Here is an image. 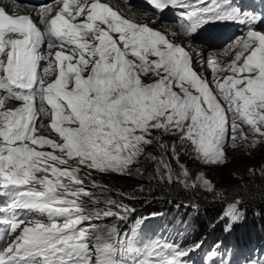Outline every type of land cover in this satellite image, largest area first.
Here are the masks:
<instances>
[{
    "label": "snow or ice",
    "instance_id": "6c2138e0",
    "mask_svg": "<svg viewBox=\"0 0 264 264\" xmlns=\"http://www.w3.org/2000/svg\"><path fill=\"white\" fill-rule=\"evenodd\" d=\"M148 2L158 11L184 9L181 18L188 27L180 24V29L186 35L209 19L233 15L218 0ZM56 3L62 7L54 15L49 5L37 10L42 29L29 15L12 16L0 8V91L6 94L0 96V195L18 190L9 205L15 214L0 236V264H123L135 229L124 233L91 222L125 220L134 209L113 199L103 209L89 208L82 197L92 205L100 201L83 186L80 168L60 165L74 160L99 173L131 175L130 166L145 155V147L159 143V160L147 158L157 162L160 181L171 183L169 149L154 130L178 138L206 165L226 164L229 147L264 143V33L250 29L231 44L225 51L234 58L226 67H215L209 57L210 82L194 71L199 54L194 58L162 31L123 17L108 3ZM41 61H47L42 72ZM9 100L19 106L7 107ZM171 154L179 164L175 145ZM179 167L178 182L196 187L187 182L185 166ZM197 180L213 191L202 174ZM241 202L229 204L221 219H237ZM28 213L47 220L22 218ZM197 247L157 243L138 264H183Z\"/></svg>",
    "mask_w": 264,
    "mask_h": 264
},
{
    "label": "trees",
    "instance_id": "16d2710c",
    "mask_svg": "<svg viewBox=\"0 0 264 264\" xmlns=\"http://www.w3.org/2000/svg\"><path fill=\"white\" fill-rule=\"evenodd\" d=\"M158 151L156 150L153 156L158 158ZM146 162L147 160L137 161L138 165H140L139 167L134 162L130 166L132 169L131 175L118 174L117 176L122 177L124 180L120 185L117 182H111L109 185L110 190L103 192V198H101L97 191L94 192L93 196L100 201L99 205H105L107 207L104 203L107 199H113L127 204L130 208L134 209L131 212L132 217H129L127 222L134 216L160 212V209L165 206L170 214V219H174L177 216L175 219H183L181 224L187 216L184 212L174 210L173 207L186 205L192 214H194L192 209L198 212L195 216L200 213L204 214L203 216L195 218L197 224H193L190 219L189 227L195 231L197 236L207 237V233H197L199 230L198 226L204 221L202 217L209 218L213 215H219L227 207L226 202L234 203L235 200L239 199L242 201L238 206L239 211L244 213L242 228L239 232L243 233L246 225L251 232L257 231L258 228L264 230V175H252L245 171L243 174L244 177H241V174L232 170V165L228 168L219 165L221 171L215 176L212 182L213 191L206 192L195 188L188 195L189 193L186 191L182 192L179 187H176L171 192L161 183L148 186L147 184L151 181L149 179V171L145 169V166H141V164H147ZM241 166L244 169H246L245 167L248 168V166L251 167V165L244 162H241ZM142 171H145L143 175L139 173ZM143 185L147 186L145 187ZM139 186L140 188L136 189ZM177 198H180L178 200L179 202ZM169 206L170 208H168ZM180 213L183 214L180 215ZM101 219L102 221L96 225L102 229L115 227L113 224H116L117 227L119 226L112 217H102Z\"/></svg>",
    "mask_w": 264,
    "mask_h": 264
},
{
    "label": "rangeland",
    "instance_id": "374dc122",
    "mask_svg": "<svg viewBox=\"0 0 264 264\" xmlns=\"http://www.w3.org/2000/svg\"><path fill=\"white\" fill-rule=\"evenodd\" d=\"M144 82L148 83L151 81L145 78ZM6 103L8 104L10 108L14 107L13 103H10L9 101H7ZM48 122H49L48 120H45V123H48ZM242 127L248 139L252 140L254 137L250 132L247 131V126H242ZM153 134L160 135V143H164L168 146L169 150L165 154V158L172 166L173 181L171 183H168L167 179H165L164 181H160L159 177L156 175L157 162H153L152 160L147 158L149 156H153L155 154V151L159 150L158 151L159 152L158 160H159L161 156V150L159 147V143H156L153 145L146 146L145 155L137 158V161L147 160L146 162L147 164H141V166H145V169L149 171V174L152 177V179H150L151 180L150 183H148L147 185L149 186L151 184L161 183L166 188H168L171 192H173L174 191L173 189H176V187H179V189L182 190V192L186 191L187 193H189L188 195H190L191 192L194 191L195 188H197L198 190L206 191V192L209 191L207 188L203 187L201 181L197 180V176L202 174L204 179H207L212 185V182L215 176H217L218 173L221 171V168L219 169V165L203 164L200 160L196 159L194 155H192L190 152H187L185 147L180 145L178 138L172 137L171 135L163 134L162 132L156 133L155 130L153 131ZM173 145L176 146L178 154H179V164H183L188 171V177L186 178L187 182L189 183V185L195 183L196 187L185 188L184 185L178 182L177 177L180 176L181 169L177 161L172 159L171 149ZM40 150L52 151L51 149H48V148H44ZM54 154H58V153H54ZM227 157H228L227 163L222 165V167L228 168L232 165V170H235L238 174H241V177H244L243 174L245 171L246 173L248 172V173H251L252 175H255V174L264 175V143H258L255 148H249V149H244V148L233 149L229 147L227 149ZM137 161L135 162V164L136 166L139 167L140 165H138ZM241 162L249 164L251 165V167L248 166V168L245 167L246 169H244V167L241 166ZM60 167L61 168L79 167L80 172L78 173V175H80L84 179L83 186L90 192L91 185L95 184L97 192L101 196V198H103V195H104L103 192H107L108 190H110L109 185L111 182H117L120 185V183L124 180L122 177L117 176L118 173H99L95 170L87 169L83 165H79L74 160H70L68 161L67 164L60 165ZM249 169H251V171H249ZM160 171L161 172L164 171L163 166L160 167ZM139 173L143 175L145 171H142ZM37 175L39 176L42 174L38 173ZM48 178L53 179V176L49 174ZM62 182L68 183L69 181L64 179ZM147 185H143V186L146 187ZM139 188L140 186L136 189H139ZM179 199L180 198H177V201ZM82 202L88 207L90 206V208L103 209L102 206L99 204L92 205L91 201L87 197H82ZM231 203L232 202H228V203L226 202L225 204L227 205V207L224 208V210L216 218L211 217L208 222V225L224 224L223 226L228 229L233 224H237L243 216V212L241 211H240L239 217L235 219L234 221L230 222L227 217H224L223 219H221V217L224 216V213L228 210L229 204ZM187 208L188 206L186 205H183L182 207H179V206L173 207L174 210L182 211V212H185ZM161 209H160V212H156L154 214L168 211V209H166L165 206ZM181 214L183 213H180V215ZM24 216H26L29 219H38L42 222L47 220L46 216H42L36 213L22 214V218H24ZM202 219L208 220V218H206L205 216L202 217ZM100 221H102V219H100L99 222ZM116 222H118L119 226L117 227L116 224H113V226L119 229L121 225H124L125 220L119 221L116 219ZM173 223L177 224L176 222H173ZM129 226H130V230L128 231V233H131V230L135 229L133 240H132V245H131L132 251L129 254H135V252H140V251L146 252L148 250H151V247H153L157 243L163 244L164 242L163 234L164 232H166V229L158 223H151V222H147L144 219L142 220L140 218H134V220L130 222ZM121 232L127 233L126 230H124L123 228L121 229ZM180 241H181V235H178L177 242H180ZM194 245H197V244L195 243L191 245V247ZM201 248L202 247L199 246L195 248L194 251L200 255L202 254ZM138 261H141V259H138L137 262ZM123 264H130V263L125 261L123 262Z\"/></svg>",
    "mask_w": 264,
    "mask_h": 264
},
{
    "label": "bare ground",
    "instance_id": "6f19581e",
    "mask_svg": "<svg viewBox=\"0 0 264 264\" xmlns=\"http://www.w3.org/2000/svg\"><path fill=\"white\" fill-rule=\"evenodd\" d=\"M6 106L9 107L7 103H6ZM175 218L174 219H170L169 218L171 220L170 222H172V223L173 222H176L177 223V226L180 228V230L185 229V228H189L190 232L193 233L192 241L203 240L205 242V239L210 235L209 233H207V237L197 236L196 233H195V231L192 228L189 227L190 219L188 217L184 218V222L182 224H181V221L183 219H179V218L178 219H175ZM242 223H243V221H239L237 223V226L239 228L238 231H240V229L242 228L241 227ZM246 243H247V240L244 241V244L243 243H239V242H230L228 244L224 243V244L219 245L218 246L219 247L218 249L220 251H222L224 257H228V261L229 262L235 263L236 261H235V257L233 255V252H235L237 250H240L241 257H242L246 253V251L244 249H242V247H245V248L247 247V244ZM218 249H216V251ZM242 258H244V257H242ZM223 261H225V260L223 259Z\"/></svg>",
    "mask_w": 264,
    "mask_h": 264
}]
</instances>
